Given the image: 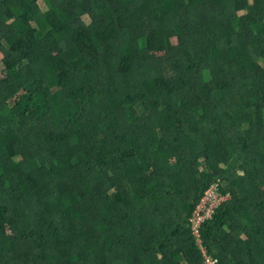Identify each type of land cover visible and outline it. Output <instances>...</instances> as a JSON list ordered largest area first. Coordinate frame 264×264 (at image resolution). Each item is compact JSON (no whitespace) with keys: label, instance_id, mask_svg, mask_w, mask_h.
I'll return each mask as SVG.
<instances>
[{"label":"trees","instance_id":"obj_1","mask_svg":"<svg viewBox=\"0 0 264 264\" xmlns=\"http://www.w3.org/2000/svg\"><path fill=\"white\" fill-rule=\"evenodd\" d=\"M0 72V264H264V0H0Z\"/></svg>","mask_w":264,"mask_h":264},{"label":"built area","instance_id":"obj_2","mask_svg":"<svg viewBox=\"0 0 264 264\" xmlns=\"http://www.w3.org/2000/svg\"><path fill=\"white\" fill-rule=\"evenodd\" d=\"M217 186L213 187L210 191L206 194L205 199L202 203L197 207V210L192 218L193 224V231L197 239L200 240V233L199 227L200 224L205 221L209 220L212 215L214 214L215 208H217L220 204V200L216 194ZM206 264H216V261L207 258Z\"/></svg>","mask_w":264,"mask_h":264},{"label":"clouds","instance_id":"obj_3","mask_svg":"<svg viewBox=\"0 0 264 264\" xmlns=\"http://www.w3.org/2000/svg\"><path fill=\"white\" fill-rule=\"evenodd\" d=\"M214 187H215V186H214ZM212 188H213V187H212ZM210 191H212V190L210 189L208 192H210ZM208 192H206V194H207ZM206 194H205L204 198L202 199V201L205 199ZM216 194H217L218 198L221 199L220 202H219V204L221 205V203H222L224 200H226V198H225V197H222L221 195H219L218 192H217V189H216ZM202 201H201V203H202ZM201 203H200V204H201ZM220 205H219L217 208H215V211H216L217 209L220 208ZM215 211H214V212H215ZM212 216H213V215H212ZM210 259L216 261L214 258H210Z\"/></svg>","mask_w":264,"mask_h":264},{"label":"rangeland","instance_id":"obj_4","mask_svg":"<svg viewBox=\"0 0 264 264\" xmlns=\"http://www.w3.org/2000/svg\"><path fill=\"white\" fill-rule=\"evenodd\" d=\"M42 5V3H40ZM0 77H2V72H0ZM228 198V197H227ZM204 253H205V250H204Z\"/></svg>","mask_w":264,"mask_h":264}]
</instances>
